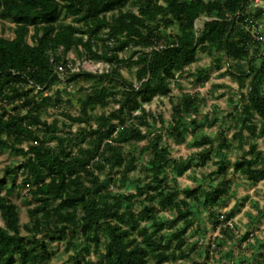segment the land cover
<instances>
[{
    "label": "trees",
    "instance_id": "trees-1",
    "mask_svg": "<svg viewBox=\"0 0 264 264\" xmlns=\"http://www.w3.org/2000/svg\"><path fill=\"white\" fill-rule=\"evenodd\" d=\"M248 1L0 0V18L14 24L12 37L0 35V100L7 101L0 108V150L23 157L19 165L6 166L0 179V264H47L48 242L63 240L82 256L92 244L98 247L102 236L104 251L96 259L83 258V264H178L190 257L194 247L186 248V232L198 206L217 204L232 180L224 178L200 199V185L180 189L177 177L204 166L213 156L218 158L217 169L209 176L225 174L233 144L222 131L204 134L191 142L199 151L172 162L164 136L185 142L189 126L200 125L197 116L204 100L198 94L180 93L172 100L171 123L165 132L156 127L162 118L144 104L156 96L168 97L177 73L193 63L198 52H206L212 61L190 73L196 81L207 79L212 68L220 69L226 62L227 72L237 77L240 87L249 78L232 114L239 126L232 139L242 149L244 144L248 148L231 162L233 170L253 183L263 179L264 150L256 139L262 138L264 146V49L243 27L251 14ZM128 4L136 11L124 9ZM62 15L72 21L59 23ZM201 17L202 24L196 25ZM172 26L176 31L167 32ZM58 47L63 55L75 50L79 57L102 60L108 66L102 72L81 70L64 78L95 80L81 99L80 115L65 113L71 122L87 124L78 132L71 130V124L63 129L57 121L42 118L52 101L43 90L61 81L50 62L51 54L55 62L62 60V55H56ZM129 47L135 48L127 64L136 66L137 85L120 71L124 61L119 53ZM105 81L117 85L109 88ZM109 98L118 103L117 108L93 112L96 106L108 105ZM146 139L140 147L133 145ZM23 142L27 148L21 146ZM135 150L140 155L148 152L149 158L142 164L143 177L131 180ZM124 153L130 157L119 170ZM169 168L171 178L166 177ZM18 171L22 180L16 185ZM7 178L12 180L10 186ZM128 185L134 186L133 192L121 191ZM17 186L27 188L31 196L26 201L31 206L29 221L23 226L17 205L1 194L2 188L10 194ZM161 211H169L172 217H161ZM209 213L222 233L231 231L222 225L231 213L223 220L215 211ZM262 216L264 210H259L258 217ZM204 250L205 258H210L211 247Z\"/></svg>",
    "mask_w": 264,
    "mask_h": 264
},
{
    "label": "rangeland",
    "instance_id": "rangeland-1",
    "mask_svg": "<svg viewBox=\"0 0 264 264\" xmlns=\"http://www.w3.org/2000/svg\"><path fill=\"white\" fill-rule=\"evenodd\" d=\"M163 3L164 0H159ZM131 8L136 11V6L128 4L124 9ZM203 17L197 19L196 24H202ZM71 16L62 15L59 19V23L65 24L71 22ZM14 24L6 19L0 18V35L5 37L13 36ZM163 26H161V29ZM176 31V26L169 27L167 32ZM264 32V25H263ZM32 33V32H31ZM31 41L30 37H28ZM264 49V43H262ZM135 50L134 47L126 48L121 51L119 55L123 58V63L120 66L121 74L128 81L138 84L136 79V66L128 65L130 54ZM69 57L76 62L82 60H89L85 56L79 57L75 50H71L68 53ZM89 65L92 69H96L99 72L107 69V64L102 61H91ZM212 57L206 52H198L196 60L185 68L181 73H177L175 82H172V92L168 97L156 96L150 103L144 104L147 111L152 112L156 116H160L163 122L156 124L157 129H162L165 132V128L171 123V109L172 100L178 97L182 92L190 94H198L203 100L201 105V111L197 116V121L200 124L199 127L189 126L187 138L185 142L179 143L174 139L164 136L163 142L169 147L171 151L172 162L185 159L193 153L199 151L201 148L195 147L191 144L194 138H198L202 135L215 136L219 131H222L227 139L233 144L232 149L228 153V158L232 162L236 158H239L243 149L248 148L247 144H244L243 149L239 146L238 140L232 139V135L239 129L236 126L233 113L235 107L240 105V94L246 92L248 89L249 78L245 79L244 86H239V81L235 75L229 74L228 64L225 62L220 69L212 68L210 70L209 77L202 81H196L195 77L190 74L195 72L199 67L209 66L211 64ZM95 80H82L77 79L73 81H67L66 79L56 83L43 90V94H49L52 97L51 104L47 108V112L42 114V118L48 122L57 121L58 125L65 129L66 124H71V130L78 132L81 129L87 127L86 123L71 122L69 118L65 116L68 113L72 116H79L81 110V99L90 92V87ZM105 86L109 88H115L116 83L105 81ZM58 100V102L56 101ZM118 103L113 98H109L108 105L96 106L94 113L100 114L102 112H109L113 108H117ZM139 114V112H135ZM194 116V113H193ZM132 120H130L131 122ZM133 122V121H132ZM92 125L94 123L92 122ZM95 126V125H94ZM145 130V127H141ZM194 128V132L191 129ZM66 131V130H64ZM153 134H150L151 137ZM244 137H248V132H244ZM148 139L139 142H133V145L140 147L146 143ZM258 147L264 150L262 138L256 139ZM52 144L54 142H51ZM22 147L27 148L28 143L23 142ZM127 145L126 147H128ZM74 151L77 147L73 148ZM134 155L137 157L136 169L131 171L128 176L131 180L142 178L144 171L142 164L147 162L149 155L146 152L144 155H140V152L135 150ZM128 153L123 154V165L119 170L125 168L126 161L129 158ZM23 157L21 155H15L10 150H0V179L4 177L6 166H16L21 163ZM218 158H213L208 161L204 166L193 168L186 171L183 175L177 177L178 185L181 188L195 187L200 185V199H204L206 191L211 190L214 187L219 186L220 182L224 178H230L232 184L228 187L226 195H222L217 204L208 205L204 207L200 204L197 208L198 215L194 218L192 226L187 230V249H191L190 257L178 260V264H264V218L255 219L257 212L262 207L264 209V182H259L252 185L249 182H245L243 175L240 172H234L232 163L227 164V171L225 174L218 176H209L211 172L217 169ZM172 170L168 169L166 173L167 178H171ZM22 180V174L20 171L15 173L14 183L19 185ZM12 184V180L7 178V186ZM123 192H133L134 186L128 185L121 189ZM1 194L6 195L13 203L18 207L20 225L28 223L29 217L27 209L29 206L26 201L31 199L28 189L25 187L17 186L16 189L7 194L6 188L1 189ZM182 197V194H179ZM146 203H149L146 201ZM195 203L192 201V205ZM140 207L139 201L136 200L135 209ZM216 212L218 219L223 220L221 215L225 216L231 213L228 220L231 221V231L222 233L221 225L214 226V217L210 215V211ZM161 217L170 219L172 216L169 211H161L159 213ZM252 215V216H251ZM0 224L3 225V221L0 218ZM224 225V222L222 223ZM27 239H30L28 232H22ZM75 242L79 243L80 240L75 239ZM81 243V242H80ZM105 239L102 236L98 247L93 244L90 246L89 251H83L82 256H78L76 248H67V241H54L48 242V249L51 253L50 259L47 264H83V258L96 259L98 254L104 251ZM214 244V248L218 247L217 252L211 250V257L205 258V247ZM81 245V244H80ZM218 245V246H216ZM78 246L77 249H80Z\"/></svg>",
    "mask_w": 264,
    "mask_h": 264
},
{
    "label": "built area",
    "instance_id": "built-area-1",
    "mask_svg": "<svg viewBox=\"0 0 264 264\" xmlns=\"http://www.w3.org/2000/svg\"><path fill=\"white\" fill-rule=\"evenodd\" d=\"M247 11L250 12V16H247L244 20L243 27L245 31L250 35L251 39L254 41H258L264 43V0H249L247 4ZM197 25V24H196ZM67 52L65 55L62 54V47H58L56 51V55H62V60L55 62V57L53 54L50 56V62L54 65V72L58 75L61 81L64 80L66 74L75 73L81 70L91 71V72H99L96 69H92L89 65V60H80L76 62L72 60ZM92 61V60H91ZM93 62V61H92ZM38 88L35 89L37 91ZM7 101L6 99L0 100V108L6 107ZM224 218L223 215H221ZM228 225L232 226L230 220H227L224 223V226ZM214 244L211 245V248L214 249ZM210 264V263H206Z\"/></svg>",
    "mask_w": 264,
    "mask_h": 264
},
{
    "label": "crops",
    "instance_id": "crops-1",
    "mask_svg": "<svg viewBox=\"0 0 264 264\" xmlns=\"http://www.w3.org/2000/svg\"><path fill=\"white\" fill-rule=\"evenodd\" d=\"M259 148V147H258ZM260 149V148H259ZM245 182H249V183H251L252 185H254V184H257V183H259V182H264V178L263 179H261V180H259L258 182H256V183H253V182H250L249 180H247L246 178H244L243 179ZM260 209L261 210H264L262 207H260ZM252 216V215H251ZM259 216V211L257 212V216H254V218L255 219H263L264 218V216H262V217H258Z\"/></svg>",
    "mask_w": 264,
    "mask_h": 264
}]
</instances>
